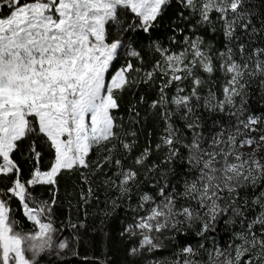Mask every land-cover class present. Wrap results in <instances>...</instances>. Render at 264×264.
<instances>
[{
  "label": "snow or ice",
  "instance_id": "1",
  "mask_svg": "<svg viewBox=\"0 0 264 264\" xmlns=\"http://www.w3.org/2000/svg\"><path fill=\"white\" fill-rule=\"evenodd\" d=\"M0 264H264V0H0Z\"/></svg>",
  "mask_w": 264,
  "mask_h": 264
}]
</instances>
